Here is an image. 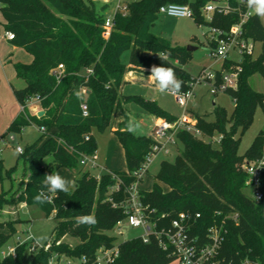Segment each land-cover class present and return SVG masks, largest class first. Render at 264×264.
<instances>
[{"label": "trees", "instance_id": "trees-1", "mask_svg": "<svg viewBox=\"0 0 264 264\" xmlns=\"http://www.w3.org/2000/svg\"><path fill=\"white\" fill-rule=\"evenodd\" d=\"M208 1L132 0L127 3L126 13L115 12L113 28L106 37L107 4L97 8L93 0H0L4 29L14 34L15 44L33 55L30 63L15 64L17 75L26 82L24 87L14 88L23 110L2 136L21 132L34 123L45 127L40 138L20 153L29 167L24 184L13 189L17 165L7 168L0 158V182L5 179L11 182L10 188L2 186L0 191V264H23L28 242L17 244L15 255H2L6 243L17 231V223L22 220L17 208L23 203L37 205L46 217L56 219L53 239L48 248L32 253L31 264H48L55 253L74 258L86 256L88 264H94L100 248L114 245L119 246V254L112 264H168L175 260L154 237L149 242H144L142 237L118 242L113 232L117 222L126 217L121 206L127 198L126 189L137 181L142 182L143 176L138 173L155 144L152 136H136L127 131L125 104L135 101L150 114L170 122L178 119L156 100L124 94L122 87L130 67L150 69L157 65L175 68L177 77L184 82L181 92L191 90V82L198 77H193L185 68L191 51L156 36L151 28L160 6L169 2L190 5L195 21L202 24L228 28L238 19L236 13L215 11L213 19L206 21L202 8ZM229 1L233 4L235 0ZM245 26L247 36L264 39V23L260 17L252 16ZM128 50L130 67L122 61V55ZM161 53L170 54L166 61L158 57ZM59 64L64 65L60 80L53 73ZM229 65V61H223V67ZM240 66L237 87L225 90L235 102L232 113L228 115L219 105L214 106L212 120L195 112L196 127L210 140L186 130L177 132L178 154L173 161L162 160L156 176L169 189L165 190L157 181L150 190H140L141 200L149 206L148 217L158 226H168L181 212L192 216L199 213L191 232L204 239L209 226L224 222L226 239L218 257L223 260L222 264H240L243 260L264 262V199L256 201L247 192V174L242 169L244 159L261 156L264 130L257 134L245 154H239L241 135L252 124L257 106H264V93L250 83L255 73L264 77V50L256 57H243ZM88 68L93 73L87 74ZM216 72L219 79L222 73ZM82 78L88 80L85 90L76 83ZM33 97L46 110L45 115L38 117L29 113L27 106ZM83 102L88 105L86 116L81 109ZM118 115L124 120L114 132L124 149L127 168L104 172L98 178L82 168L80 154L97 149L92 128H112ZM216 135L220 137L218 140L214 139ZM46 157H51V161L44 165ZM63 167L74 172L75 188L69 193L52 194L50 202L35 203L33 197L43 189L44 176ZM113 173L121 179L117 190H113L116 183ZM113 203L119 205L113 206ZM230 213H237L238 217H228ZM87 214L94 215L97 223L78 226L76 217ZM67 235L77 237L78 243L71 245L63 240Z\"/></svg>", "mask_w": 264, "mask_h": 264}, {"label": "built area", "instance_id": "built-area-1", "mask_svg": "<svg viewBox=\"0 0 264 264\" xmlns=\"http://www.w3.org/2000/svg\"><path fill=\"white\" fill-rule=\"evenodd\" d=\"M127 9L128 4H124L119 0L116 11L120 10L121 12L126 13ZM215 11L222 14L236 13L238 19L228 28L205 24L208 26V32H204V34L211 48L210 54L214 57L222 58L223 61H229V63L234 66L233 68L223 67L220 70L222 75L219 79L216 71H208L206 69H203L200 75H198L197 79L203 75V78L209 80L211 84L210 90L214 93L218 90H226L230 87L236 88L238 85L239 72L241 71L240 63L243 57H256L264 50V39H255L254 37L246 35L245 25L254 15L248 14V10L245 4L242 3V0H235L233 4H231L229 0H209L202 8V15L206 21H211ZM158 13L182 18H194V11L190 5L175 2L162 4ZM114 14L106 17L104 23V35L106 37L110 35L113 28ZM261 20L264 23L263 18H261ZM7 36L11 40L14 39V34L9 31H7ZM257 43H261L262 47L260 52L256 55L255 49ZM231 53H237L240 56V59H234L230 56ZM86 72L87 74H91L93 73V69L88 68ZM53 73L60 80L64 75V65L59 64L57 68L53 70ZM81 89L85 90L83 87H81ZM190 96L191 90H188L186 92H181L174 97L180 105L186 108ZM35 100L38 99L35 98ZM81 109L84 116L88 115V105L86 102L81 104ZM40 130L44 132L45 127L41 126ZM181 130H186L193 135L202 136V132L196 127L195 117H191L186 112L174 122H170L167 119L159 120L154 134L152 135L155 140L153 150L146 156L138 176H143L144 172L148 169L153 156L158 152L163 151L166 154L170 153V146L176 145V133ZM16 149L19 153L23 152L21 147H17ZM79 162L82 166L96 167L98 166V154L96 151L90 154L81 153ZM242 169L247 174V179L245 181L247 192L256 201L263 200L264 142L261 156L255 159H244ZM99 177L100 176H98V178ZM113 177L116 179L113 190H117L120 188L121 179L114 173ZM139 183L140 182L137 181L127 187V198L121 203V206L124 207L126 217L117 222L114 229L115 231L119 234H123L122 226L125 222L132 227L142 228L144 231L141 236L143 241L149 242L152 237L156 238L162 249L172 253L177 264H222L223 260H220L218 257L226 239L227 228L225 227L224 222H215L209 226L204 239L199 235H193L191 232L193 225L196 222V218L200 216L199 213L192 216L188 213L181 212L168 226H158L156 222H152L148 217L147 211L149 206L145 205L141 200ZM118 205V203H113V206ZM227 216L237 218L238 214L230 213ZM25 242L30 243L33 252L41 248H48V245H40L32 234H30L25 240L18 238V244ZM16 246L4 248L2 250V255H15ZM118 254V245L109 248L102 247L96 254L94 264H112ZM48 264H88V259L86 256L74 258L65 254L55 253L50 258ZM240 264H264V262L260 263L243 260Z\"/></svg>", "mask_w": 264, "mask_h": 264}, {"label": "rangeland", "instance_id": "rangeland-1", "mask_svg": "<svg viewBox=\"0 0 264 264\" xmlns=\"http://www.w3.org/2000/svg\"><path fill=\"white\" fill-rule=\"evenodd\" d=\"M122 3L126 4L132 0H120ZM97 8L104 4H107L106 16H112L116 12L117 4L119 0H93ZM264 20V18H263ZM151 31L156 36H161L168 39L173 45H180L195 47L191 51L190 61L185 64V68L190 72L193 77L200 75L202 69L216 71L223 68V59L214 57L210 54V46L206 40L204 32H208V26L202 23H198L194 18L191 17H175L166 14H159L157 20L151 28ZM11 46H7L4 49L1 64L5 67L6 76L10 80L9 86L10 90L13 92V88H22L26 85L23 78L17 76L15 64L17 62L28 63L33 60V55L27 51L23 46L21 50L11 52ZM262 44L257 43L255 54L257 55L261 50ZM6 56H9L7 58ZM234 59H240L237 53H231ZM7 58V60H6ZM130 51H126L122 55V61L125 63L129 62ZM233 65H229L227 68H233ZM4 74V71L0 73ZM204 73V71H203ZM0 74V79L2 75ZM250 83L256 90L264 93V77L260 73H255L250 77ZM191 96L188 100L186 108L180 105L174 98L173 95L161 94V102L171 114L176 116H182L186 112L191 117H194L195 112L205 115L208 119L212 120L214 118L213 109L215 105H219L227 111L230 115L235 107V102L231 94L225 90H218L216 93L210 90L211 84L208 79L203 78V75L191 82ZM4 98H7L4 96ZM35 98H32L29 102H34ZM134 109L145 111L144 108L135 101H130ZM5 104V105H4ZM2 109H0L1 117L4 115L3 112L9 111V103H1ZM8 110V111H6ZM147 112V111H145ZM3 114V115H2ZM1 123V122H0ZM264 130V106L258 105L254 114V120L250 127L241 135V141L239 145V154L243 155L250 147L254 138L257 134ZM92 134L94 135L97 142L96 151L100 155V166L90 168L92 174H100L105 169L102 168L105 165V160L109 156L118 166L111 167L114 171H124L126 169V160L124 157L123 149L118 141V137L112 128H107L105 130H100L96 127L92 128ZM42 134V131L37 124H31L26 126L21 132H9L5 139L0 141V158L3 159L4 165L9 168L17 165V169L13 173V189H16L20 184H24L26 181L27 174L29 173L28 164L24 162L20 153L16 150L17 147L24 149L27 145L37 141ZM138 132L134 135L142 136ZM147 136V135H145ZM206 141L210 140L208 136H202ZM219 139L218 135L214 139ZM116 147V148H115ZM118 147V149H117ZM103 154V156H102ZM178 154V148L176 145L170 146V153L166 154L163 151L158 152L153 156L152 161L148 169L144 172L143 180L141 182L144 189H151L154 182L159 181L157 179V174L160 171L161 162L164 159L173 161ZM113 157V158H112ZM120 160V164L118 163ZM51 161V157H46L43 161L44 165H47ZM62 177L69 180L75 181V174L68 168H60L56 171ZM76 185V181H75ZM8 189L11 186L9 179L0 182V191L2 189ZM168 186L165 185L164 189ZM12 213V212H11ZM21 217V221L17 223L16 233L9 239L6 243L5 248L9 246H16L18 244V238L21 240L27 239V237L32 234L35 240L40 245H49L50 241L53 239V230L56 225V219L54 216L46 217L44 212L37 205H23L18 213ZM123 234H119L117 231H113L117 236V241H123L128 238L141 237L144 233L143 229L140 227H132L127 222L122 226ZM63 240L67 241L71 245L78 243L79 239L77 237L65 236ZM33 251L30 247V243L26 245L23 254V264H31ZM168 264H177L176 260H172Z\"/></svg>", "mask_w": 264, "mask_h": 264}, {"label": "crops", "instance_id": "crops-1", "mask_svg": "<svg viewBox=\"0 0 264 264\" xmlns=\"http://www.w3.org/2000/svg\"><path fill=\"white\" fill-rule=\"evenodd\" d=\"M0 22H1V24H0V30H1V33H0V59L2 61L3 53L5 54L4 49L7 48V46H11L10 47L11 52L21 50L22 46L19 44H15L11 39L8 38L7 31L4 29V22L5 21H4L1 14H0ZM6 57L9 58V56H6ZM7 58H6V60H7ZM28 63H30V62H28ZM126 64L128 65V67H130L129 62ZM4 68L5 67H3V65L0 62V71H2V69L4 71V74H3V72H2V74L0 73L2 75V78L0 79V109H2L1 103H6V104L9 103L10 108H9V111L6 110L8 112H5V110H4V112H3L4 115L2 114L3 115L2 117L0 115V122H1L0 123V135L1 136L7 132L11 122L23 110V106L20 105V103L18 102V100L15 96L14 88H13V92L10 90V86H9L10 80H8L9 78L6 76L7 73H6ZM149 75H150L149 69L130 67L128 69V71L125 73V83L123 84L122 92L124 94L141 95V96L145 97L146 99L156 100L162 107H164L162 102H161V94L156 90L154 83L150 79L147 78ZM76 83L78 85H80V87H83L85 89L88 86V80L87 79H83V78L78 79L76 81ZM4 96L7 98H4ZM125 107H126V113H127V124H128L130 119L137 122L140 126L139 127V132L141 133L140 135H142V136H145V135L152 136L154 134V131L156 129V125L159 122V120L165 119V118L158 117L156 115L150 114V113L145 112V111L134 109L131 105V102L126 103ZM27 108H28L29 113L32 115L38 116V113H40V112L43 113V115L46 114V110L41 106V104L38 100H35L34 102H29ZM173 115H175V114H173ZM38 117H40V116H38ZM177 117L180 118L182 116H177ZM123 120H124V117L122 115H118L115 118L112 130L117 129L120 122H122ZM39 128H40V126H39ZM5 138H6V136H2L0 139L2 140ZM120 145H121V143H120ZM121 147H122V145H121ZM117 149H118V147H117ZM122 149H123V147H122ZM123 152H124V149H123ZM97 154H98V152H97ZM102 156H103V154H102ZM124 157H125V153H124ZM104 160H105V165H103L102 168H104L105 170L102 173L114 171V170H112L111 167H120L109 156H107V158L105 157V159L103 158V161ZM118 163L120 164V160H118ZM98 166H100V155L99 154H98ZM82 168L84 170H88V171L91 170L90 168H88L86 166H83ZM102 173L96 174V176H100ZM158 182H160V181H158ZM160 184L163 186V188H165V184H163L161 182H160ZM139 189L148 190V189H144L142 187L141 183H139ZM168 189H169V187L165 190H168ZM23 205H25V204L23 203L17 208L18 213L20 211V208ZM8 212H10V211H8ZM12 213H14V211H12Z\"/></svg>", "mask_w": 264, "mask_h": 264}, {"label": "clouds", "instance_id": "clouds-1", "mask_svg": "<svg viewBox=\"0 0 264 264\" xmlns=\"http://www.w3.org/2000/svg\"><path fill=\"white\" fill-rule=\"evenodd\" d=\"M245 4L248 14L255 15L260 18H264V0H242ZM168 53H161L158 57L162 61L168 59ZM150 75L147 77L150 79L161 94L167 95H179L183 86V81L177 77L175 68L152 65L149 69ZM79 95V94H78ZM139 124L130 119L127 124V131L130 134H136L139 130ZM75 188V181L62 177L58 173L46 174L43 180V189L33 197V201L37 204H43L50 202L52 194L57 192L69 193L71 189ZM97 223V219L92 214L81 215L76 217V224L94 226Z\"/></svg>", "mask_w": 264, "mask_h": 264}, {"label": "water", "instance_id": "water-1", "mask_svg": "<svg viewBox=\"0 0 264 264\" xmlns=\"http://www.w3.org/2000/svg\"><path fill=\"white\" fill-rule=\"evenodd\" d=\"M194 48H195V47H192V46H188V47H187V49L190 50V51H192ZM42 112H43V111H42ZM42 115H43V113H41V112L38 113V116H42Z\"/></svg>", "mask_w": 264, "mask_h": 264}]
</instances>
